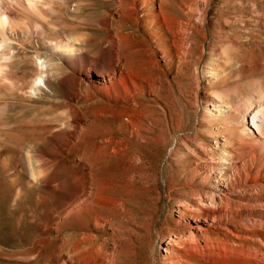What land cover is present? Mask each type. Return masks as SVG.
<instances>
[{
	"label": "rangeland",
	"instance_id": "374dc122",
	"mask_svg": "<svg viewBox=\"0 0 264 264\" xmlns=\"http://www.w3.org/2000/svg\"><path fill=\"white\" fill-rule=\"evenodd\" d=\"M75 1L48 2L52 5L46 14L54 26L52 29L44 20L32 17L45 24L47 31L45 35L28 37L23 48L14 45L13 52L19 56L15 75L27 73L31 79L37 63L42 62L39 57L43 61L53 59L54 65L63 64L68 71L59 56L46 47L55 39L88 37L93 39L95 51L99 50L97 41L104 38L106 32L96 21L107 10L99 0H90L93 4L86 6H77ZM178 1L180 3V0H169L168 9L172 11ZM113 18L117 25L123 22L116 14ZM207 18V35L195 37L194 54L187 65H179L177 59L172 58L165 61L158 53L165 73L164 86L158 94L163 109L153 114L154 132L148 135L152 140L146 146L135 148L145 154V162L130 167L134 168L130 174L133 182L123 187L128 179L126 160L120 164L115 162L105 174L103 181L111 185L106 194L114 196L118 204L122 203L112 218L107 210L100 211L98 207L66 217L63 211L74 196L73 189L44 187L42 195L39 190L30 193L25 189L30 176L19 171V157L15 155L14 161H7L6 157L7 162L1 160L0 264H102L112 256L114 264H169L164 240L170 232L178 233L182 223L178 214L181 202L206 192L211 195L216 189L215 178H211L206 166L214 165L215 172L224 174L229 173L226 162L232 164V169L255 157L264 163V144L256 141L248 149L242 147L253 132L247 112L264 107V0H211ZM146 27L148 32L130 22L124 32L145 38L146 34L153 35L157 31L155 24L146 23ZM157 38L156 46L161 49L163 44L160 37ZM211 73L218 76L212 78ZM87 87L88 83L84 82L83 92H87ZM0 91V139L6 148L13 150L23 141L28 146L31 139L39 136L35 129L39 131L44 126L54 127L53 132L65 130L57 112L62 113L63 105L72 102L70 93L57 82H52L50 89L43 88V92L27 99L26 103L7 99L9 90ZM220 94L224 95L221 100ZM145 98L150 99V96ZM83 101L84 97L80 104ZM222 101L223 107H214ZM36 112L38 115L34 116ZM160 113H167V118ZM118 121L113 122L115 128ZM22 124L27 128L20 127ZM17 127L21 129L14 134ZM125 136L124 132L116 135L118 139ZM224 141L225 150L233 158L226 161L208 158L209 152L224 151ZM254 152L255 157L251 156ZM13 166L17 168L14 170ZM259 166V162L256 163V170ZM18 190H21L22 201L16 203L13 197ZM61 224L66 227L62 234L66 238L65 246L54 238L56 232L53 234L49 229ZM249 244L253 246L254 241Z\"/></svg>",
	"mask_w": 264,
	"mask_h": 264
},
{
	"label": "bare ground",
	"instance_id": "6f19581e",
	"mask_svg": "<svg viewBox=\"0 0 264 264\" xmlns=\"http://www.w3.org/2000/svg\"><path fill=\"white\" fill-rule=\"evenodd\" d=\"M49 1L0 0V90H9L7 99L26 103L27 99L43 92V88L50 89V84L57 82L70 93L72 102H64L62 113L57 112L65 130L53 132L51 126L41 127L39 131L35 129L39 136L31 139L28 146L24 141L18 142L13 150L6 148L1 138L0 163L7 158L10 161L19 157V171L30 176L25 186L30 193L39 190L42 195L44 187L73 189L74 196L63 211L66 217L98 207L100 211L107 210L112 218L122 203L118 204L114 196L106 194L111 185L103 181L105 174L115 162L120 164L126 160L125 176L128 179L123 187L133 182L130 174L134 168L130 167L145 162V154L135 148L146 146L152 140L148 135L154 132L153 114L157 109H163L158 94L164 86L165 73L159 64L158 53L164 60L177 59L179 65H187V60L194 54L195 37L206 36L209 30L206 24L211 0H180V5L177 3L172 11L168 9L169 0H99L107 10L96 21L106 32L104 38L97 41L99 50L95 51L93 39L88 37L55 39L46 47L59 56L68 71L64 70L63 64L54 65L53 59L43 61L39 57L42 62L37 63L31 79L27 73L17 76L15 63L19 56L13 52L14 45L23 48L28 37L45 35L46 25L54 28L46 14L52 5ZM75 2L77 6L93 4L90 0ZM150 9L149 16H145ZM114 14L123 20L120 25L114 22ZM34 15L46 25L34 21ZM130 22L143 27L145 32H148L146 23L155 24L157 31L153 35L146 34L145 38L127 34L124 30ZM157 37L163 44L161 49L156 46ZM211 74L212 78L218 76V73ZM84 82L88 83L86 93L82 90ZM223 96L219 95L220 100ZM161 115L167 118V113ZM247 116L251 119L253 132L249 142L242 144L245 149L256 141L264 144V107L248 111ZM115 120H119L117 128L113 126ZM25 125L20 127L27 128ZM18 129L21 128L14 129V134ZM122 132L126 134L125 138L118 139L116 135ZM224 143V151L219 154L210 148L212 152L208 158L232 159L233 155L227 153ZM251 156L255 157L256 152ZM258 162L260 168L256 170ZM226 165H229V173L224 174L215 172L214 165L206 166L217 184L211 195L206 192L181 202L178 214L182 223L178 233L170 232L168 237L164 236V252L170 256L167 258L169 264H193L192 261L198 264H264V163L255 157L249 162L244 160L236 169H232L231 163L226 162ZM20 191L13 197L16 203L22 201ZM49 229L53 234L56 232L54 238L65 246L66 238L62 234L66 227L61 224ZM251 241H254L253 246L249 244ZM114 263L112 256L102 264Z\"/></svg>",
	"mask_w": 264,
	"mask_h": 264
}]
</instances>
